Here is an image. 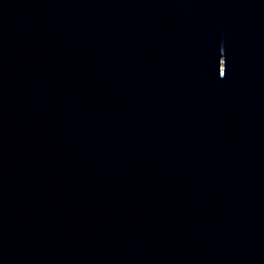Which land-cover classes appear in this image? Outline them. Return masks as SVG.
<instances>
[{
    "label": "water",
    "instance_id": "water-1",
    "mask_svg": "<svg viewBox=\"0 0 264 264\" xmlns=\"http://www.w3.org/2000/svg\"><path fill=\"white\" fill-rule=\"evenodd\" d=\"M0 264H264V0H0Z\"/></svg>",
    "mask_w": 264,
    "mask_h": 264
}]
</instances>
